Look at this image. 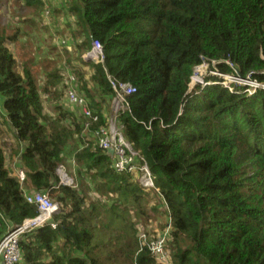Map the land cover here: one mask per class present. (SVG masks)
<instances>
[{"label": "trees", "instance_id": "trees-1", "mask_svg": "<svg viewBox=\"0 0 264 264\" xmlns=\"http://www.w3.org/2000/svg\"><path fill=\"white\" fill-rule=\"evenodd\" d=\"M70 1L74 51L97 40L104 58H78L88 78L74 68L99 116L88 130L60 101L55 115L43 112L31 70L20 73L7 46L23 32L0 29V118L24 144L26 175L8 171L0 146V239L38 214L24 190L48 193L58 206L49 223L21 236L16 264H264V90L248 94L215 77L190 88L203 63L264 84V0ZM47 2L23 0L36 10ZM107 74L135 88L116 120L153 188L137 171L117 173L92 136L114 95ZM48 77L44 91L62 82L57 70ZM60 165L72 186L59 183ZM158 216L168 218L164 262L139 236Z\"/></svg>", "mask_w": 264, "mask_h": 264}, {"label": "rangeland", "instance_id": "rangeland-1", "mask_svg": "<svg viewBox=\"0 0 264 264\" xmlns=\"http://www.w3.org/2000/svg\"><path fill=\"white\" fill-rule=\"evenodd\" d=\"M70 2V0H51L50 3H46L44 9L36 10L26 7L23 0H0V29L3 30L6 36L13 34L16 29H19L20 32H23L22 36H25V38H22L21 44L7 42V46L16 57L17 69L20 73H22L25 68L31 70L37 84V94L42 103V110L46 115L51 116L56 113L54 111V104L58 101H60V104L64 106V108L80 116L79 110L71 106L66 100V91L70 87L69 77L73 75L77 84L78 75H76V73L82 70L86 73L85 77L88 78L90 72H92L88 65L81 66L78 60L81 55L79 56L77 51H74V43L72 42L73 40L70 39V26L74 25L76 21L75 15L68 11L67 6ZM60 18H64L65 23H62ZM78 66H80L81 69H78L80 68ZM214 67L215 65H198L192 76L190 88L194 89L198 85L202 87L203 82L210 77L209 71L213 70ZM74 68L79 71L75 73L76 69L74 70ZM56 70L61 74L62 82L57 83L54 87L49 85L47 86L48 91H44L45 84L49 81V72ZM76 84L75 87L80 93ZM222 84L226 87H230V89L233 86L243 85L231 79L222 81ZM246 88H248L247 90L249 91H253L252 88ZM0 104H2L1 99ZM110 107L111 104H108L106 114L108 115L107 121L114 115ZM1 114L3 113L0 106V115ZM0 146L3 149L5 158L7 155V161L17 155L20 157L24 146V144H21L16 139L15 130L8 122L1 118ZM64 171L67 174L69 173L65 167ZM50 199L53 201L51 197ZM167 223V217L158 216L152 219L151 223L146 226V230H144L147 232L141 230L139 236L144 234L147 240H158L163 236L162 232ZM166 241L165 239V244L167 245ZM166 251L168 254L167 246ZM165 262L168 264V259Z\"/></svg>", "mask_w": 264, "mask_h": 264}, {"label": "built area", "instance_id": "built-area-1", "mask_svg": "<svg viewBox=\"0 0 264 264\" xmlns=\"http://www.w3.org/2000/svg\"><path fill=\"white\" fill-rule=\"evenodd\" d=\"M81 58L85 62H92L94 64L103 62L104 58L100 43L97 40H93L90 50L82 54ZM229 66L232 71L236 73L232 64L229 63ZM209 75L210 77H215L220 80L221 84L222 81L229 79L240 82L243 84L242 86L245 87V91L248 94H252L258 89L264 90V84H260L248 78L242 79L237 75L226 74L218 69H215V67L213 70L209 71ZM107 79L114 93L111 99V109L114 115L105 125H101L95 131H92V136L97 141L98 147L104 150L108 155H110L108 153L109 150L113 151V155L110 156L113 158V169L117 173H132L137 171L141 186L146 189L153 188L151 174L147 166L144 163L140 164V162L143 161L142 157L124 138L121 127L118 125L116 120L119 112L129 110L127 98L135 92V88L130 83L120 81L109 74H107ZM69 81L70 87L66 91V100L71 106L79 110L80 116L84 118V130H88L93 123H97L99 121V116L88 107L86 99L78 92L75 87L76 79L73 75L69 77ZM246 87L252 88L253 91L247 90L248 88ZM56 172L59 177L60 184L72 186L73 180L64 171V167L62 165L56 169ZM17 176L20 181H23L26 178L23 170H20ZM23 192L25 201L35 206L38 214L32 219H26L20 225L12 227L0 239V264L18 263L21 257L19 249V240L21 236L30 229L49 223L52 214L58 210L57 204L50 199L48 193L27 192L26 190ZM51 226L52 228H55L54 224H51ZM168 229L158 240H147L144 234L140 236L141 245H146L150 253L158 262H164L166 258L165 237Z\"/></svg>", "mask_w": 264, "mask_h": 264}, {"label": "crops", "instance_id": "crops-1", "mask_svg": "<svg viewBox=\"0 0 264 264\" xmlns=\"http://www.w3.org/2000/svg\"><path fill=\"white\" fill-rule=\"evenodd\" d=\"M64 10H65V8H64ZM60 21L62 23H65L64 18H60ZM22 38H25V36L19 37L18 38V40H19L18 43H20V44L22 43ZM81 56H82V54H81ZM86 63L88 64L89 62H86ZM54 111H55V109H54ZM105 116H106V118L108 117V115H106V114H105ZM6 158H7V155H6ZM6 158H5L6 167H7L8 171H10L13 175L17 176V174H18V172L20 170H24L22 168V163H21V160H20L18 155L16 157L15 156L12 157L11 159H9V161H7Z\"/></svg>", "mask_w": 264, "mask_h": 264}, {"label": "water", "instance_id": "water-1", "mask_svg": "<svg viewBox=\"0 0 264 264\" xmlns=\"http://www.w3.org/2000/svg\"><path fill=\"white\" fill-rule=\"evenodd\" d=\"M108 153H109L110 155H113V151H112V150H109Z\"/></svg>", "mask_w": 264, "mask_h": 264}]
</instances>
